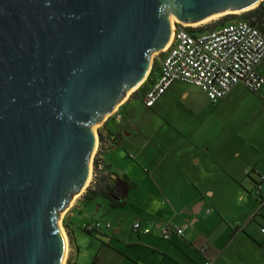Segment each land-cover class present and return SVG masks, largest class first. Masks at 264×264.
<instances>
[{
  "label": "water",
  "instance_id": "95a60500",
  "mask_svg": "<svg viewBox=\"0 0 264 264\" xmlns=\"http://www.w3.org/2000/svg\"><path fill=\"white\" fill-rule=\"evenodd\" d=\"M262 1L0 0V264H63L60 219L86 188L95 127L146 79L173 18Z\"/></svg>",
  "mask_w": 264,
  "mask_h": 264
},
{
  "label": "crops",
  "instance_id": "0c3cea01",
  "mask_svg": "<svg viewBox=\"0 0 264 264\" xmlns=\"http://www.w3.org/2000/svg\"><path fill=\"white\" fill-rule=\"evenodd\" d=\"M263 62L264 60L260 63L258 72L264 76V69L261 68ZM161 67L162 57L157 58L152 63L146 79L135 89L132 95H140L144 100L147 91L159 78ZM180 83L184 82L173 83L168 89L169 93L166 94L165 92L167 96L162 95L149 109L161 113L165 110L166 114L173 112L179 115L183 114L184 111L194 114L197 110L208 112L214 110L203 90L202 93L200 92V98L195 99L191 96L192 93H195L193 87L198 86L183 88ZM239 85L235 86L228 96L232 95L236 99ZM252 93L255 94L253 98L264 102L263 93ZM131 98L129 96L111 116L107 117L100 127L101 133L105 135L104 139H107L104 142L105 149L102 151L101 157L105 164L111 166L110 171L113 173L112 188L116 189L122 184L123 194L118 197L126 200L130 194V188H137L138 181L133 177V173L148 172L153 174L161 171L165 174L163 180L165 178L166 184L175 183L181 189L193 190L191 199L194 213L188 221L190 226L193 225L192 228L187 226L184 235L174 234L171 239L164 242L161 240L162 225L173 226L172 224L175 222L173 220L168 221L165 216L151 208L143 207L142 214L135 215V222L141 220L144 225L159 229V231L158 233L154 231L150 235L134 232L137 235L135 238L131 237L128 243L123 240L125 247L133 249L132 246L140 244L149 251V254L140 255L136 259L137 262L144 259L143 264H158L157 262L161 261V257H165V264H199L194 257L195 245V250H198V247L206 248L204 254L201 250L199 253L207 263L210 261L211 264H249L247 258L251 254L252 264H262L263 262L258 259V254L263 252L262 247L264 245L259 243L257 238H259L260 233L252 222L259 219L257 216L253 218L260 206L258 196L255 195L254 191L255 185L259 181L264 183V179L261 178L264 176V132L256 138L244 136L239 140L236 138L219 140L211 134L205 137L190 136L186 135L190 126L189 121L186 118L174 117L173 119H166L167 123L162 122V127L165 129L166 126L167 130L176 127L180 133L167 132L156 137V131L151 133L153 122L141 126L138 122H133L132 119L126 122L124 117L119 114L122 106ZM175 99L178 100V103L173 102ZM180 100L184 102L181 103ZM115 118L119 121L111 125L110 121L116 120ZM122 146L132 149L134 154L128 153L126 157L124 156L125 167L121 173H118L116 171L118 165L116 162L118 161L113 159L118 153L116 154L114 151ZM153 149H156V152ZM112 151L115 155L105 157L106 154L113 153ZM247 171H250L251 174H247ZM158 184L160 185V183ZM79 203L77 202L75 205L71 203L72 205L64 215L70 236L68 264H84L80 261L81 251L75 229L70 226L71 224L74 226V213L79 207ZM161 206L165 209L174 205L171 202L170 205L163 203ZM146 215L149 218H146ZM259 224L262 223L259 222ZM262 225L264 226V224ZM183 248L189 249L186 251ZM118 249L126 254L125 256L120 252L118 261L123 259L120 264H126L129 258L134 259L127 252ZM74 253L75 256L73 257Z\"/></svg>",
  "mask_w": 264,
  "mask_h": 264
},
{
  "label": "rangeland",
  "instance_id": "374dc122",
  "mask_svg": "<svg viewBox=\"0 0 264 264\" xmlns=\"http://www.w3.org/2000/svg\"><path fill=\"white\" fill-rule=\"evenodd\" d=\"M244 11H237L233 14H241ZM224 15H218L211 19H208L201 23L191 24L187 25L190 27H200L205 24H208L210 22H213L219 18H221ZM177 19L174 18V22ZM162 51H158L155 53L152 57L153 62L161 56ZM262 69H264V62L261 66ZM264 71V70H263ZM264 74V73H263ZM144 82V81H143ZM142 82V83H143ZM141 83V84H142ZM140 84V85H141ZM181 87L183 88H189L194 85H188L185 83H180ZM139 87V86H138ZM194 92L192 93V97L195 99L200 98V94L202 93V89L200 87H193ZM135 90V89H134ZM134 90L130 91L128 96L130 98L133 96L132 93ZM201 90V91H197ZM169 93V90L166 91ZM201 92V93H200ZM238 97L236 99L233 98V96H226L225 98L221 99L218 103L214 104L211 102V107L214 110L206 111V110H197L194 114L184 111L183 114H177L173 112H169L168 114L165 113V110L163 112H155L154 109H149V107L145 104L143 98L140 95H134L130 101L126 102L121 110L119 111V114L124 117V120L126 122L129 119H132L133 122H138L141 126L147 125L149 122H153L152 125L153 128L151 129V133L153 131H156L158 136H162L163 134H166L167 132H172V134L180 133L178 128L172 127L171 129L167 130L166 126L165 129L162 127V122L167 123L166 119H173L174 117L183 119L186 118L189 123V130H187L186 135L195 136H207V135H215L219 140L224 138H236L237 140L241 139L244 136L253 138L257 137L260 134H263L264 132V102H261L255 98H253L252 91H250L247 87L240 84L238 86ZM165 94V95H166ZM127 96V97H128ZM167 96V95H166ZM169 96V95H168ZM180 99V98H179ZM165 102V96L163 98ZM210 100V99H209ZM174 103H178V100H173ZM180 102H184L180 100ZM166 115V116H165ZM116 119V118H115ZM119 120H111L110 124L113 125L115 122H118ZM103 125V124H102ZM101 125V126H102ZM116 125H118L116 123ZM168 125V124H167ZM95 127V132H101L100 127ZM174 132V133H173ZM150 132L148 134L151 135ZM105 136V135H104ZM156 140V138H155ZM99 143L97 144L96 150L92 157V174H91V180L88 184V186L83 190V192L79 195H76L74 199L72 200L73 205L77 204V202H80L78 205L79 207L76 209V212L74 213L73 218V225H70L72 228L74 227L76 238L78 239V243L80 245V251H81V259L80 261L84 264H120L122 262V258L120 261H118V257L120 255L121 250L119 251L118 248L122 249L123 251L127 252L133 258L127 259L126 264H143L144 259H140L139 262H137V257L140 255H147L149 254V251H147L144 247H142L140 244H137V246H132L133 249H130V247H125L126 245L123 243V240H126L127 243L129 240H131V237L135 238L137 235L133 231V225L135 223V215L136 214H142L143 207H148L153 209L157 213H161L163 216H165L168 221L173 220L175 223L172 224L174 227H179L183 229V232H186V227L189 226L192 228L193 225H189L188 221L192 218L194 213V206H192V189H181L179 186L177 187L175 183L166 184L165 178L163 180L164 173H161V171L150 174L148 172H135L133 173V177L138 181L137 188L131 187L130 188V194L128 197H126L127 205L123 208H112L110 206V201L106 198H97L92 200H83L84 194L86 193L89 186L92 185V183L95 180V170H94V161L98 154H100L101 146H104V142H101V139L99 138ZM158 145V143H156ZM104 148V147H103ZM156 152V149H153ZM133 150L118 147L115 149L114 152L118 155L115 156L114 161L116 162L117 169L116 171L118 173H121L125 167V159L124 156L129 154H134L132 152ZM113 152V151H112ZM110 153L109 155L106 154L105 157L109 156L111 157L112 154L115 155V153ZM123 152V153H121ZM153 168L151 169V171ZM160 183V185L158 184ZM184 194V197L182 198V195ZM256 195V194H255ZM173 202V207H167L164 209V207L161 206V204L165 203L170 205V203ZM72 205V204H71ZM70 205V206H71ZM69 206V207H70ZM144 209V208H143ZM69 210L67 208L60 219V225L65 230V219L64 215ZM148 211V210H147ZM214 213H216L215 210H213ZM148 215V212H147ZM145 216L146 218H149L148 216ZM259 221L255 220L252 223L255 225L257 230L260 233V236L258 239L259 243H262L264 245V233H262L261 226L264 224V217L262 215L257 216ZM89 221H98L100 222L102 227V232L98 233H88L84 230L83 224ZM262 223V224H259ZM110 223L111 226L108 228L106 225ZM168 226V224H163L162 228ZM66 231V230H65ZM154 231L158 233L159 229H154ZM161 231V230H160ZM68 234V231L66 232ZM183 233V235H184ZM161 240L165 242V239L161 236ZM69 234H68V244H67V254L66 258L64 260V264H68L69 262ZM169 242V241H166ZM171 242V241H170ZM186 247L185 245H183ZM74 247V246H73ZM196 245L194 246V254L196 261L199 262V264H206L207 262L202 257V255L199 253L200 250H202L200 247H198V250H195ZM257 248V247H256ZM259 248V247H258ZM263 252L258 254L259 261L263 262L264 264V246ZM76 249V247H75ZM186 249V251L189 248H183ZM261 249V248H259ZM123 253V252H122ZM125 256L126 254L123 253ZM75 256V253L72 255ZM234 258H236L235 255H233ZM159 257V256H156ZM128 258V257H127ZM165 257H161V261L163 262H157L158 264H165ZM125 260V259H124ZM237 260V259H236ZM247 260H249V264L253 262L252 255L249 254Z\"/></svg>",
  "mask_w": 264,
  "mask_h": 264
},
{
  "label": "built area",
  "instance_id": "2783aa9c",
  "mask_svg": "<svg viewBox=\"0 0 264 264\" xmlns=\"http://www.w3.org/2000/svg\"><path fill=\"white\" fill-rule=\"evenodd\" d=\"M173 38L162 53V67L159 78L144 97L151 108L175 82H184L200 87L214 104L225 98L238 84H243L256 94H264V76L258 72L264 60V33L245 20L228 23L214 31L195 34L187 24L173 22ZM102 167V166H101ZM92 173V172H91ZM247 174H251L247 171ZM262 180L264 176H261ZM260 206L253 218L264 217V183L255 185ZM108 228L110 223L106 225ZM98 221L84 224L86 231L102 230ZM134 232L150 235L154 228L141 220L133 225ZM264 233V226L261 227ZM183 229L168 225L161 228L165 240L174 234L183 235ZM202 253L206 252L203 248ZM207 264H211L209 261Z\"/></svg>",
  "mask_w": 264,
  "mask_h": 264
},
{
  "label": "trees",
  "instance_id": "16d2710c",
  "mask_svg": "<svg viewBox=\"0 0 264 264\" xmlns=\"http://www.w3.org/2000/svg\"><path fill=\"white\" fill-rule=\"evenodd\" d=\"M237 20H245L252 25L258 27L264 33V1H262L256 8L244 11L241 14H226L221 18L205 24L200 27H190L188 30L192 33L199 34L208 31H214L221 28L222 26L235 22ZM163 53L158 58H163ZM138 91V90H137ZM136 93V92H135ZM101 142L104 141V135L101 133ZM101 146L100 154H98L94 161L95 170V180L91 186L87 189L86 193L83 195L84 200H92L97 198H106L110 201V206L112 208H123L126 206L127 201L123 198L116 197L112 193V172L110 171V165L105 164L101 157L102 151L105 149ZM102 166V167H101ZM110 171V172H109ZM85 230V229H84ZM86 231V230H85ZM88 233L98 232L101 230H95L93 232L86 231Z\"/></svg>",
  "mask_w": 264,
  "mask_h": 264
},
{
  "label": "bare ground",
  "instance_id": "6f19581e",
  "mask_svg": "<svg viewBox=\"0 0 264 264\" xmlns=\"http://www.w3.org/2000/svg\"><path fill=\"white\" fill-rule=\"evenodd\" d=\"M173 20H174V18H173ZM172 38H173V36H172ZM171 41H172V39H171ZM171 41H170V43H171ZM169 43V44H170ZM169 46V45H168ZM167 46V47H168ZM166 47V48H167ZM96 150V149H95ZM92 174V173H91ZM91 174H90V176H89V179H88V181H87V184H86V187L88 186V184H89V182H90V180H91ZM60 227H61V225H60ZM61 231H62V234H63V237H64V239H65V242H66V250H65V258H66V254H67V244H68V235H67V233H66V231L61 227ZM65 258H64V260H65ZM63 264H64V261H63Z\"/></svg>",
  "mask_w": 264,
  "mask_h": 264
},
{
  "label": "flooded vegetation",
  "instance_id": "af4514ba",
  "mask_svg": "<svg viewBox=\"0 0 264 264\" xmlns=\"http://www.w3.org/2000/svg\"><path fill=\"white\" fill-rule=\"evenodd\" d=\"M116 197L123 194V185L120 184L118 188L114 189V192H112Z\"/></svg>",
  "mask_w": 264,
  "mask_h": 264
}]
</instances>
